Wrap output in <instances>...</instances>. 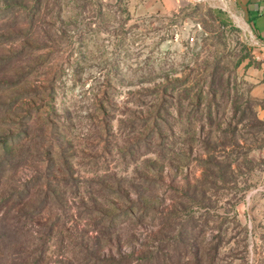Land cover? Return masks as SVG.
Masks as SVG:
<instances>
[{"label": "rangeland", "instance_id": "374dc122", "mask_svg": "<svg viewBox=\"0 0 264 264\" xmlns=\"http://www.w3.org/2000/svg\"><path fill=\"white\" fill-rule=\"evenodd\" d=\"M223 2L0 0V264H264V44Z\"/></svg>", "mask_w": 264, "mask_h": 264}, {"label": "trees", "instance_id": "16d2710c", "mask_svg": "<svg viewBox=\"0 0 264 264\" xmlns=\"http://www.w3.org/2000/svg\"><path fill=\"white\" fill-rule=\"evenodd\" d=\"M150 119L148 117H145V118L134 117V119L131 120V123H130L131 134L135 133V134H138L139 136H137L134 139V141L130 142L127 152L131 158L134 157L133 161L135 163H137L141 157L147 154V152L149 151L148 149L151 145V141H152L151 139L155 138L156 140L158 138L156 137L155 134H157L158 136L160 135L159 129H157L154 126L153 127L149 126L148 122L150 121ZM107 130L108 129L106 128V131ZM143 140L145 141V147H147L145 149L146 150L145 152L142 151L141 149ZM157 147L164 148L160 144H158ZM143 179L144 178L141 175V173L138 172L136 173V176L134 177V182H138L139 180L141 181ZM139 186L135 185L134 187H136L137 189L138 188L141 189V186L140 187ZM23 229H24V226L20 225V221L18 220L17 215H10L9 212L8 214H5V216L2 218L0 222V251L2 249L3 244H5V241L7 239L10 240L14 236L18 235ZM1 255L2 253L0 252V256Z\"/></svg>", "mask_w": 264, "mask_h": 264}, {"label": "crops", "instance_id": "0c3cea01", "mask_svg": "<svg viewBox=\"0 0 264 264\" xmlns=\"http://www.w3.org/2000/svg\"><path fill=\"white\" fill-rule=\"evenodd\" d=\"M236 7L246 26L264 44V0H230ZM166 12L175 10L174 6L164 5ZM239 19V18H238ZM242 23V22H241Z\"/></svg>", "mask_w": 264, "mask_h": 264}, {"label": "bare ground", "instance_id": "6f19581e", "mask_svg": "<svg viewBox=\"0 0 264 264\" xmlns=\"http://www.w3.org/2000/svg\"><path fill=\"white\" fill-rule=\"evenodd\" d=\"M208 2H210L213 5H224L223 0H207ZM234 18L238 19L237 15L235 13H233Z\"/></svg>", "mask_w": 264, "mask_h": 264}, {"label": "water", "instance_id": "95a60500", "mask_svg": "<svg viewBox=\"0 0 264 264\" xmlns=\"http://www.w3.org/2000/svg\"><path fill=\"white\" fill-rule=\"evenodd\" d=\"M189 1L199 2V1H203V0H189Z\"/></svg>", "mask_w": 264, "mask_h": 264}]
</instances>
